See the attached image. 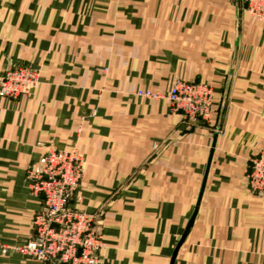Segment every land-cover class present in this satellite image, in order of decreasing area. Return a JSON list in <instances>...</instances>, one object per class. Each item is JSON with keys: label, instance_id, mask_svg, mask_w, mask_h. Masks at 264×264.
<instances>
[{"label": "crops", "instance_id": "obj_1", "mask_svg": "<svg viewBox=\"0 0 264 264\" xmlns=\"http://www.w3.org/2000/svg\"><path fill=\"white\" fill-rule=\"evenodd\" d=\"M23 65L37 86L0 96V264H40L13 249L50 147L82 158L70 207L96 218V264H264V197L246 183L264 149V22L240 0H0V77ZM176 81L211 88L209 123L186 130L136 95Z\"/></svg>", "mask_w": 264, "mask_h": 264}, {"label": "built area", "instance_id": "obj_2", "mask_svg": "<svg viewBox=\"0 0 264 264\" xmlns=\"http://www.w3.org/2000/svg\"><path fill=\"white\" fill-rule=\"evenodd\" d=\"M247 14L264 22V0H240ZM38 84L37 70L29 65L8 69L0 78V96L15 100L28 96ZM148 99H166L170 112L190 130L196 122L209 123L213 94L199 83L176 81L167 95L137 92ZM82 158L75 149H46L40 166L26 172V184L41 208L33 214L32 234L13 250L40 264H96L104 247L94 215L71 210L70 203L82 176ZM249 191L264 197V149L249 159L246 173ZM9 247L0 245V254Z\"/></svg>", "mask_w": 264, "mask_h": 264}, {"label": "water", "instance_id": "obj_3", "mask_svg": "<svg viewBox=\"0 0 264 264\" xmlns=\"http://www.w3.org/2000/svg\"><path fill=\"white\" fill-rule=\"evenodd\" d=\"M7 71V70H6ZM5 71V72H6ZM3 76V75H2ZM1 76V77H2ZM0 77V78H1ZM71 210H75V211H78V212H83V211H81V210H78V209H76V208H71V207H69ZM197 210V209H196ZM196 212V211H195ZM85 213V212H84ZM194 216V215H193ZM192 221H193V217H192V219H191V221H190V223H189V226L191 225V223H192ZM188 230V229H187ZM184 238V237H183ZM180 245V244H179ZM174 257H175V253L173 254V256H172V260H171V264H172V262H173V260H174Z\"/></svg>", "mask_w": 264, "mask_h": 264}, {"label": "rangeland", "instance_id": "obj_4", "mask_svg": "<svg viewBox=\"0 0 264 264\" xmlns=\"http://www.w3.org/2000/svg\"><path fill=\"white\" fill-rule=\"evenodd\" d=\"M172 114V113H171Z\"/></svg>", "mask_w": 264, "mask_h": 264}]
</instances>
